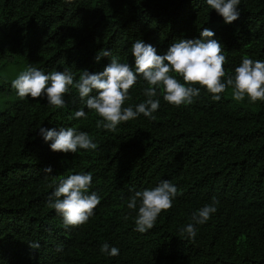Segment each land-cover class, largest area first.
Returning <instances> with one entry per match:
<instances>
[{
  "label": "trees",
  "instance_id": "obj_1",
  "mask_svg": "<svg viewBox=\"0 0 264 264\" xmlns=\"http://www.w3.org/2000/svg\"><path fill=\"white\" fill-rule=\"evenodd\" d=\"M238 10L239 18L226 23L206 0H0V68L17 57L26 69L67 71L78 80L116 57L135 71L136 40L165 55L182 39H201L207 28L234 75L243 58L264 61V0H240ZM104 50L111 56L97 62ZM192 86L200 95L191 105L176 107L158 96L155 119L141 114L115 132L96 127L102 118L73 86L62 108L46 95L8 97L0 109V264H264V101H236L231 89L215 101ZM145 87L138 75L125 106L144 102ZM81 109L86 117L75 118ZM62 127L88 133L97 149L53 151L40 128ZM79 173L92 174L89 193L100 204L87 223L65 227L49 201L60 179ZM163 180L178 194L140 233L139 201L136 210L127 203ZM213 203L217 211L194 225L195 238L182 235L194 223L192 213ZM104 243L119 255L103 254Z\"/></svg>",
  "mask_w": 264,
  "mask_h": 264
},
{
  "label": "clouds",
  "instance_id": "obj_2",
  "mask_svg": "<svg viewBox=\"0 0 264 264\" xmlns=\"http://www.w3.org/2000/svg\"><path fill=\"white\" fill-rule=\"evenodd\" d=\"M71 4L72 0H65ZM211 9L221 15L226 23H232L240 16L238 6L240 0H206ZM201 39L180 40L174 43L165 55H158L156 49L136 40L132 44V55L135 58V71L126 63H120L112 57L111 63L97 74L83 71L78 80H74L72 73L53 71L45 74L35 67L29 66L16 79L12 87L23 98L33 99L46 95L50 105L56 108L65 106L64 96L69 92V86L78 90L86 107L101 117L96 121L97 128L115 132L122 122L138 118L141 114L149 119H155L153 113L160 107V99L176 107L187 106L200 95V89L192 85L199 84L212 94V99L219 101L222 93L231 89V95L236 101H243L245 97L250 102L264 101V61L243 58L240 66L234 70V75L228 74L224 68L227 59L218 40L213 39L215 33L207 28L201 32ZM111 52L102 51L96 56L109 57ZM183 78L181 83L174 75ZM142 76L147 83L143 94L147 99L135 107L125 103L131 99L130 89L136 84L137 78ZM97 94L92 95L93 92ZM84 110H78L75 118H84ZM45 141H52L53 151L73 152L78 149L95 150L97 144L86 132H78L74 128L54 129L40 128ZM51 173V168L45 169ZM91 173H79L60 179L52 195L55 200L49 201V206L63 217L65 227H79L88 222L94 215V210L100 204L101 198L95 191L89 193L92 184ZM177 188L167 180L151 189L136 191L127 203L130 210L139 208L135 217L136 231L145 233L155 226L162 211L172 207L173 199L177 196ZM217 211L215 204H207L192 213V221L183 227L181 234H187L194 239L197 232L194 225L206 223ZM127 218V217H126ZM30 247L38 249L40 244L30 243ZM100 251L108 256H118L119 249L104 243Z\"/></svg>",
  "mask_w": 264,
  "mask_h": 264
},
{
  "label": "rangeland",
  "instance_id": "obj_3",
  "mask_svg": "<svg viewBox=\"0 0 264 264\" xmlns=\"http://www.w3.org/2000/svg\"><path fill=\"white\" fill-rule=\"evenodd\" d=\"M14 59L11 60L10 64L0 68V109L8 97L13 99L19 97L17 90H11L10 85H12L14 79L26 70V67L22 63V60L17 57H14Z\"/></svg>",
  "mask_w": 264,
  "mask_h": 264
}]
</instances>
